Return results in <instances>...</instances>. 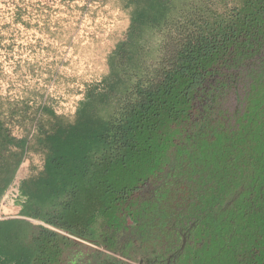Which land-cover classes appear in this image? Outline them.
Listing matches in <instances>:
<instances>
[{"label": "trees", "instance_id": "1", "mask_svg": "<svg viewBox=\"0 0 264 264\" xmlns=\"http://www.w3.org/2000/svg\"><path fill=\"white\" fill-rule=\"evenodd\" d=\"M117 1L130 12L128 37L110 55L109 73L87 86L73 120L44 104L38 111L27 104L0 108V264L62 262L71 239L30 219L83 239L98 238L100 221H110L107 210L113 205L115 215L119 210L117 195L173 161L166 136L181 132L195 86L209 69L249 58L264 46V0ZM145 32L146 45L137 41ZM252 85L249 118L233 128L214 124L200 171L189 175L179 197L185 220L196 218L200 228L195 244L181 254L182 264H264L263 67ZM213 100L202 103L200 113H211ZM10 120L23 126L22 137L12 134ZM30 150L44 158L37 173L24 167ZM17 179L15 196L10 188ZM197 179L203 182L198 196H187ZM12 200L22 202L21 217H1L3 203ZM73 204L78 214L92 209L89 234L70 228ZM105 256L108 264H132ZM66 259V264L93 262L85 256Z\"/></svg>", "mask_w": 264, "mask_h": 264}, {"label": "rangeland", "instance_id": "2", "mask_svg": "<svg viewBox=\"0 0 264 264\" xmlns=\"http://www.w3.org/2000/svg\"><path fill=\"white\" fill-rule=\"evenodd\" d=\"M130 23L129 10L117 0H0V108L27 104L38 111L44 104L56 115L73 120L87 86L109 73V57L118 43L127 39ZM248 31L250 38L253 31L247 28ZM149 39L150 34L145 32L138 36L137 41L146 45ZM263 62L264 46L249 58L213 66L208 71L209 75L195 86L193 107L184 117L181 132L166 136L174 148L175 166L187 165L189 169L184 173L188 177L200 171L197 164L202 159L208 137L214 132V124L233 128L249 118L248 93L253 88V77L264 68ZM211 98L215 101L212 112L200 113L202 103H210ZM198 117L196 126L187 132L186 127L189 128ZM8 126L17 138L25 134L23 126L16 121H8ZM238 156L239 153L236 154ZM43 165V155L30 150L24 161L28 173H37ZM162 176L160 174L159 177ZM202 186L203 182L197 179L186 195L197 197ZM145 188L139 189L137 195L144 194ZM117 199L120 203L123 196L118 194ZM16 204L22 206L20 202ZM74 206L76 204L69 212L70 228L76 233L89 234L87 229H90L94 216L92 209L87 207L82 215L76 213ZM113 207L107 210L108 224L117 226L121 222ZM5 208L1 215L3 218L21 217L9 213L10 207ZM30 221L43 225L34 219ZM100 222L108 226L106 222ZM67 234L65 232L72 245L60 264L67 263V256L78 260L93 251L107 249L71 232V235ZM106 254L120 257L117 252ZM140 257L141 254L131 259L132 263L139 264Z\"/></svg>", "mask_w": 264, "mask_h": 264}, {"label": "flooded vegetation", "instance_id": "3", "mask_svg": "<svg viewBox=\"0 0 264 264\" xmlns=\"http://www.w3.org/2000/svg\"><path fill=\"white\" fill-rule=\"evenodd\" d=\"M195 126L186 127L187 132ZM175 160L174 157L164 168L141 179L123 194L116 212L120 225L110 223L111 229L106 230L108 226H104L98 238L85 240L114 247L120 254L115 257L124 262L132 263L131 259L141 254L139 264H182L181 254L195 244L200 228L196 218L185 220L178 206L179 197L184 194L182 190L191 181L184 173L187 165L177 168ZM160 174H163L161 178ZM143 187H147L145 193L137 195ZM96 251L85 256L93 258L90 264H108L105 254L110 251Z\"/></svg>", "mask_w": 264, "mask_h": 264}, {"label": "crops", "instance_id": "4", "mask_svg": "<svg viewBox=\"0 0 264 264\" xmlns=\"http://www.w3.org/2000/svg\"><path fill=\"white\" fill-rule=\"evenodd\" d=\"M16 202H20V204L22 205V202L18 201V200H12V202L10 204H7V205L5 203H3V205H2V208H3L2 213H3V211L5 212V209H6L5 207H7V206L10 207V209H11V211H9V213L10 212L14 213V215H20L21 213H23L24 212V208H22L23 206H18L19 204H16ZM14 210H15V212H14Z\"/></svg>", "mask_w": 264, "mask_h": 264}, {"label": "built area", "instance_id": "5", "mask_svg": "<svg viewBox=\"0 0 264 264\" xmlns=\"http://www.w3.org/2000/svg\"><path fill=\"white\" fill-rule=\"evenodd\" d=\"M24 172H25V170L23 169L21 173L24 174ZM19 182H20V179H17V180L13 183V185L11 186V188H10V191H11L15 196L18 194V191H19V189H18Z\"/></svg>", "mask_w": 264, "mask_h": 264}, {"label": "water", "instance_id": "6", "mask_svg": "<svg viewBox=\"0 0 264 264\" xmlns=\"http://www.w3.org/2000/svg\"><path fill=\"white\" fill-rule=\"evenodd\" d=\"M1 217H3V216H1ZM35 220V219H34ZM38 222H41L44 226H46V227H48V228H51V229H54V230H57V231H59V232H61V233H63V234H65V232L66 231H63L62 229H59V228H55V227H53V226H51V225H48V224H45L44 222H42V221H39V220H37ZM68 233V232H67ZM67 235H71V234H67ZM81 242H84L83 240H80Z\"/></svg>", "mask_w": 264, "mask_h": 264}]
</instances>
